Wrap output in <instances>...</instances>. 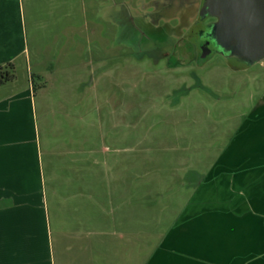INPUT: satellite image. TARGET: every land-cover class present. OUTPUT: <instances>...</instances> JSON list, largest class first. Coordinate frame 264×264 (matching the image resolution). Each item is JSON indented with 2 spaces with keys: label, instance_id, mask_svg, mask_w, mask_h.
Returning a JSON list of instances; mask_svg holds the SVG:
<instances>
[{
  "label": "crops",
  "instance_id": "0c3cea01",
  "mask_svg": "<svg viewBox=\"0 0 264 264\" xmlns=\"http://www.w3.org/2000/svg\"><path fill=\"white\" fill-rule=\"evenodd\" d=\"M36 1L0 0V67L25 71L0 87V264H264V91L223 150L257 141L240 181L209 176L219 157L155 176L139 167L136 131L116 142L121 110L90 97L84 72L99 61H32L26 12L58 3ZM33 74L46 82L37 93Z\"/></svg>",
  "mask_w": 264,
  "mask_h": 264
},
{
  "label": "rangeland",
  "instance_id": "374dc122",
  "mask_svg": "<svg viewBox=\"0 0 264 264\" xmlns=\"http://www.w3.org/2000/svg\"><path fill=\"white\" fill-rule=\"evenodd\" d=\"M55 2L51 11L43 6L37 15L32 8L26 12L32 61L36 52L47 57L64 51L71 59L99 61L98 73L84 72L90 97L100 94L121 110L122 136L136 131L131 136L137 138L139 167L148 163L152 172L166 173L190 164L203 171L219 157L209 176L240 181L242 165L257 160V141L248 149L239 138L231 152L223 150L264 91V60L248 65L220 53L203 58L188 37L199 0ZM22 71L15 80L22 81ZM44 121L41 133L48 132ZM120 140L126 143L124 136ZM247 176L256 179L257 169Z\"/></svg>",
  "mask_w": 264,
  "mask_h": 264
},
{
  "label": "water",
  "instance_id": "95a60500",
  "mask_svg": "<svg viewBox=\"0 0 264 264\" xmlns=\"http://www.w3.org/2000/svg\"><path fill=\"white\" fill-rule=\"evenodd\" d=\"M201 15L217 19L211 35L220 54L248 65L264 60V0H204Z\"/></svg>",
  "mask_w": 264,
  "mask_h": 264
},
{
  "label": "flooded vegetation",
  "instance_id": "af4514ba",
  "mask_svg": "<svg viewBox=\"0 0 264 264\" xmlns=\"http://www.w3.org/2000/svg\"><path fill=\"white\" fill-rule=\"evenodd\" d=\"M203 2L204 0H199V6H194L195 15L192 19L193 24L189 28L188 37L190 38L189 40L193 48H195L203 58H207L214 53H219L220 48L211 35V27L217 21V19L210 16L202 17L201 9ZM188 24L189 21L186 25Z\"/></svg>",
  "mask_w": 264,
  "mask_h": 264
},
{
  "label": "trees",
  "instance_id": "16d2710c",
  "mask_svg": "<svg viewBox=\"0 0 264 264\" xmlns=\"http://www.w3.org/2000/svg\"><path fill=\"white\" fill-rule=\"evenodd\" d=\"M16 79V68L13 64H7L5 66L0 67V87L12 82ZM38 81L42 82L38 85ZM33 89L34 92H38L41 88L45 87L46 82L43 77L40 75L33 74L32 75Z\"/></svg>",
  "mask_w": 264,
  "mask_h": 264
}]
</instances>
